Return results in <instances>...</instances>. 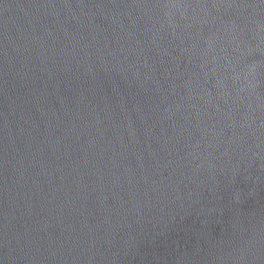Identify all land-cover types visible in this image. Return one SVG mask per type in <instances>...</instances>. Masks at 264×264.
Returning a JSON list of instances; mask_svg holds the SVG:
<instances>
[{"label":"water","instance_id":"1","mask_svg":"<svg viewBox=\"0 0 264 264\" xmlns=\"http://www.w3.org/2000/svg\"><path fill=\"white\" fill-rule=\"evenodd\" d=\"M0 264H264V0H0Z\"/></svg>","mask_w":264,"mask_h":264}]
</instances>
